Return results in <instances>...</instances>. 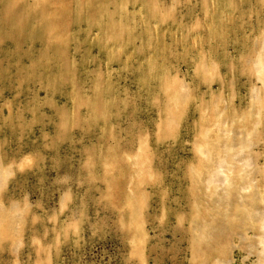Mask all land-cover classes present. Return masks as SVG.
Segmentation results:
<instances>
[{"label":"rangeland","instance_id":"374dc122","mask_svg":"<svg viewBox=\"0 0 264 264\" xmlns=\"http://www.w3.org/2000/svg\"><path fill=\"white\" fill-rule=\"evenodd\" d=\"M0 264H264V0H0Z\"/></svg>","mask_w":264,"mask_h":264}]
</instances>
